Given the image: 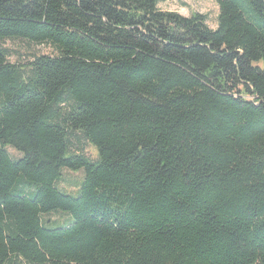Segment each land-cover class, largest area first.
Here are the masks:
<instances>
[{
  "label": "trees",
  "instance_id": "1",
  "mask_svg": "<svg viewBox=\"0 0 264 264\" xmlns=\"http://www.w3.org/2000/svg\"><path fill=\"white\" fill-rule=\"evenodd\" d=\"M158 2L0 0V264H264V0Z\"/></svg>",
  "mask_w": 264,
  "mask_h": 264
},
{
  "label": "rangeland",
  "instance_id": "2",
  "mask_svg": "<svg viewBox=\"0 0 264 264\" xmlns=\"http://www.w3.org/2000/svg\"><path fill=\"white\" fill-rule=\"evenodd\" d=\"M158 7L162 10L176 11L184 16L193 13H201L206 16V23L210 28L217 25L218 8L214 0H159ZM8 49V60L13 63H27L34 55H53V49L47 44H35L25 40H7L3 44ZM74 151H78L92 160L96 158L95 148L84 140L80 135L72 140ZM7 151L12 158L20 156L14 149L7 147ZM82 171L62 170V176L56 183L58 189L76 196L79 185L82 181ZM53 226H62L70 223V217L64 212H53L42 216ZM24 264V263H20Z\"/></svg>",
  "mask_w": 264,
  "mask_h": 264
}]
</instances>
